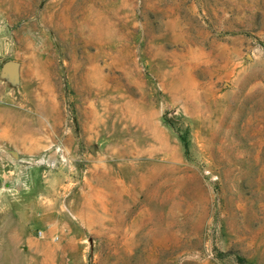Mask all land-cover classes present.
Returning <instances> with one entry per match:
<instances>
[{
  "label": "rangeland",
  "instance_id": "1",
  "mask_svg": "<svg viewBox=\"0 0 264 264\" xmlns=\"http://www.w3.org/2000/svg\"><path fill=\"white\" fill-rule=\"evenodd\" d=\"M0 264H264V0H0Z\"/></svg>",
  "mask_w": 264,
  "mask_h": 264
},
{
  "label": "water",
  "instance_id": "2",
  "mask_svg": "<svg viewBox=\"0 0 264 264\" xmlns=\"http://www.w3.org/2000/svg\"><path fill=\"white\" fill-rule=\"evenodd\" d=\"M1 77L12 84H17L19 81V63L13 60L4 62L1 67ZM12 156L17 157L15 152H12Z\"/></svg>",
  "mask_w": 264,
  "mask_h": 264
},
{
  "label": "trees",
  "instance_id": "3",
  "mask_svg": "<svg viewBox=\"0 0 264 264\" xmlns=\"http://www.w3.org/2000/svg\"><path fill=\"white\" fill-rule=\"evenodd\" d=\"M181 140H182V144H183L185 152H188V141H187V139L185 138V136H182Z\"/></svg>",
  "mask_w": 264,
  "mask_h": 264
}]
</instances>
